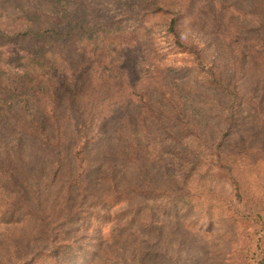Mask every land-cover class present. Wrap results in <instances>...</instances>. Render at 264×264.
<instances>
[{"label":"trees","instance_id":"obj_1","mask_svg":"<svg viewBox=\"0 0 264 264\" xmlns=\"http://www.w3.org/2000/svg\"><path fill=\"white\" fill-rule=\"evenodd\" d=\"M156 28L166 29L178 53L196 56L195 69L210 89L220 92L229 120L221 140L202 153L189 148L188 159H202L227 179L247 211L259 203L257 164L240 138L234 139L243 94L234 95L220 82L193 41L223 42L229 57L222 67L224 78L227 68L242 66L230 58L233 46L243 58H253L264 75V0H0V195L11 198L14 213L32 220V235L17 238L14 253L5 248L4 264H100L106 246L115 250L117 245L103 236L97 243L95 213L108 208L113 218L118 209L131 207L136 220L151 195L147 190L172 198L180 193L174 184L149 186L143 171L136 172L139 184L126 183L128 162L116 159L130 158L137 168L140 164L141 148L122 144L127 134L136 139L135 128L130 131L135 117L143 125L189 126L164 83L161 70L169 66L150 64L147 41ZM154 95L162 102L157 104ZM115 139L117 149L97 153L98 146L114 145ZM28 141L46 154L50 173L44 181L25 161ZM155 226L160 241L161 224ZM149 238L139 226L131 239L136 249L122 248L111 264H143L140 259L153 255L170 263L179 258L158 250L148 254Z\"/></svg>","mask_w":264,"mask_h":264},{"label":"rangeland","instance_id":"obj_2","mask_svg":"<svg viewBox=\"0 0 264 264\" xmlns=\"http://www.w3.org/2000/svg\"><path fill=\"white\" fill-rule=\"evenodd\" d=\"M155 31L153 37L150 35L153 30L149 31L150 38L147 41L150 64L156 68L158 62L160 66H169L167 71L161 70L164 72V83L171 88L169 91L172 90L176 104H181L180 118L189 126L177 128L174 123H168L162 127L154 122L143 125L135 117L130 131L135 128L136 139L134 141L127 134V142L122 144L125 148L130 144L129 150L141 148L140 164L137 168L132 162L129 163L130 158L117 156L116 159L128 162L129 180L126 183H138L136 172L143 171L146 175L142 179L149 186H158L157 183L174 184L180 193L172 198L146 189L151 195L138 211L136 220L132 215L136 209L131 207L127 212L126 207L118 209V215L113 218H109L108 208L95 213L93 220L96 221L92 224L100 231L97 243L103 236L117 245L115 250L106 246L99 256V263L111 264L115 254L122 248L129 247L130 250L132 233L141 226L145 238L150 237L148 240L151 243L157 241L154 247L148 243V254L152 250L164 251L173 256L179 254L173 263L166 258L159 261L155 255H147L145 262L140 259L143 264H264V75H260V68L253 58H243L239 49L233 46L230 58L241 61L239 65L242 66H239L240 70L231 71L230 64L231 68L226 69L228 75L224 78L222 67L229 57H226L223 42L207 39L193 41L200 45L203 58L208 59L210 71L215 73L220 82L234 95L238 93L240 97L239 91L243 94L241 119L234 139L240 138L242 145H246L242 148L257 164L253 171L255 191L260 192L259 203L249 212L236 200L227 179L201 163L202 159L196 163L188 159L189 148L202 153L209 143L221 140L229 120L222 112L220 92L212 86L210 89L204 80L206 77L195 69L196 56L178 53L166 29L156 28ZM220 53L224 55L223 58ZM192 68L196 71H189ZM240 77L242 79L239 82ZM154 99L156 103L162 102L159 95H154ZM256 104L258 110L255 109ZM157 108L160 112L159 105ZM119 145L118 139H115L114 145L101 144L97 153L107 152L109 148L117 149ZM25 148V161L38 175L43 176L44 181L50 173L46 154L31 141L26 143ZM129 150L125 151L132 157ZM111 152L108 150L109 154ZM10 199L9 196L0 195V264L6 262L5 248L6 253H14L12 245L17 238H27L32 232V220L23 212L14 213L9 205ZM158 222L164 236L160 241L156 237L155 224ZM90 258L93 259L92 256ZM77 264L85 262L78 260Z\"/></svg>","mask_w":264,"mask_h":264}]
</instances>
